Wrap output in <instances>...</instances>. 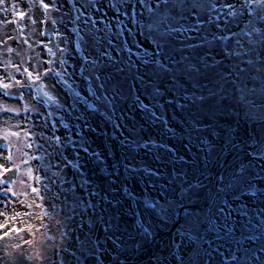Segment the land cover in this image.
<instances>
[{"label":"rangeland","instance_id":"374dc122","mask_svg":"<svg viewBox=\"0 0 264 264\" xmlns=\"http://www.w3.org/2000/svg\"><path fill=\"white\" fill-rule=\"evenodd\" d=\"M56 3L63 5L59 11L55 8L46 11L41 0H6L0 6L9 8L7 12L0 11V81L11 85L8 89L0 88V93H9L0 97V264H44L35 257L53 244L68 253V260L61 256L60 264H77L81 244L87 239L93 242L89 247H99L92 255L80 257L83 264H123L126 261H131L127 264H264V251H261L264 243V179L256 178L259 169H252L254 188L225 187L241 160L247 163L243 156L245 149L251 152L252 140L264 132L260 124L264 110L260 109L259 103L250 112L248 104L239 92H233L232 87L228 88L226 98L217 101L222 103L223 111L215 112L213 108L215 115L200 104L189 103L182 110L173 102L171 106L156 109L158 114L165 113L168 126L175 132V135L166 134L159 124L146 122L145 114L135 106L136 97L148 102L151 95L145 88L160 86L164 92L160 104L175 100L183 103L182 96H190L192 92L177 89L181 86L187 89L189 84L179 80L174 88L171 74L155 75L154 66H139V61L138 67L129 69L125 67L127 53H123V71L109 66L102 74V79L109 80V95L116 97L113 101L115 110L106 108L103 101L92 95L95 84L90 85L81 75L84 57L91 59L99 50L88 29L74 19L77 15L74 6L79 8L82 0H56ZM241 4L244 7L239 17L230 18L239 23H233L231 27L237 32L240 28L247 32L245 25L252 19L257 28L264 29V21L257 19V13L264 15V7L254 0H239L237 7ZM12 5L16 7L12 8ZM18 12L25 14L23 18L17 15ZM87 15L97 18L94 12ZM254 39L255 34L250 35L246 42ZM130 46L134 61L137 48L149 52L154 48L151 39H146L143 34L134 36ZM49 48L55 55L48 51ZM60 48L65 51L61 53ZM205 51L207 49H201V54ZM110 54L117 55L115 51ZM212 58L221 61L223 69H231L236 74L234 63L238 61L225 58L222 51L215 48L209 59ZM249 58L252 57H243L245 61ZM59 59L66 63L59 64ZM239 67L244 70L249 65L241 63ZM47 68L55 72L67 68L70 73L75 69V73L70 79L65 76L61 80L53 72L33 83L24 71L28 69L35 74ZM251 74L256 75L255 72ZM141 76L145 81L143 84L139 80ZM17 80L21 81L20 85L16 84ZM244 83L248 89L257 92L256 96L249 94V101L264 99L261 79L251 83L244 79ZM44 92L53 96V102L47 100ZM76 92L87 97V104L81 100L73 111L69 105L75 102ZM192 117L203 122L202 128L206 126L207 131L216 133L202 138L210 142L209 146L205 147L189 128ZM85 123L87 127H83ZM64 124L70 128L81 126L75 128L80 135L73 136L78 141L76 150L80 151L81 169H73L71 164L65 168L61 163L76 159L71 146L60 147L53 138L54 134L63 141L69 134ZM115 124L120 128L116 129ZM229 129L238 133L231 138L238 145L235 149L229 146L227 131L221 134L222 130ZM125 137L151 138L172 151L171 154L165 148L151 152L128 151L120 144ZM4 138L6 141L3 142ZM80 141L89 151L107 154L105 162L98 164L89 158L80 149ZM9 155L10 160L6 159ZM129 162L133 167L157 171L158 175L151 179L146 175H125L124 165ZM113 164L118 171L109 166ZM4 168L18 169L17 177L10 185L2 178L7 173L3 172ZM81 171L83 175L78 174ZM260 176L264 177V173ZM35 177H39V182ZM85 179L90 180L86 189L80 187ZM65 180L68 183H64ZM73 183L75 188L71 187ZM33 187L36 192L32 191ZM125 187L134 191L141 205L145 200L154 202L167 214L160 212L159 207L146 210L138 206L125 196ZM89 191L98 195L89 196ZM114 196L119 205L110 207L108 201ZM74 200L83 201L77 207L87 208L83 214L77 209L72 212L69 206H73ZM89 202L93 207L88 206ZM101 217L112 221L108 231H105ZM141 224L151 235H145ZM167 233V237L156 243L154 251L148 248ZM118 239L124 241L119 247L114 243ZM233 255L238 257L236 261H233Z\"/></svg>","mask_w":264,"mask_h":264},{"label":"snow or ice","instance_id":"6c2138e0","mask_svg":"<svg viewBox=\"0 0 264 264\" xmlns=\"http://www.w3.org/2000/svg\"><path fill=\"white\" fill-rule=\"evenodd\" d=\"M6 0H0V6L4 5ZM255 3L264 7V0H254ZM239 0H82L79 8L74 6V10L77 15L74 19L77 22H81L82 25L88 29L91 33V39L95 41L96 47L99 49L96 54L89 59V57H84V63L81 65L83 69L81 75L84 80H86L90 85L95 84V88L92 91V95L96 100L103 101L106 108H111L115 110V104L113 101L116 99L114 95H109L108 89V79H102V74L111 68H115L117 71H123L121 65H124L125 58H121L123 53H127V64L125 67L131 69L138 67L137 61H139V66H147L153 68V73L159 75L161 72L164 74H171L173 87H177V81L184 80L189 84V88L184 89L183 86L178 88V91L188 92L191 91L192 95H183V103L179 100L167 101L165 104H160L159 101L164 99V92L161 91L160 86L145 88V91L149 92L151 95V100L144 102L139 96L136 97L135 106L138 107L144 114L145 120L150 121L152 124H159L163 127L167 133L175 132L172 128L168 126V120L165 119V113L163 111L157 113V108H164L171 106L173 102L179 109H186L189 103L195 105L200 104L205 108H208L209 112L215 115V112L223 111L222 103H217V101H222L226 98V93L229 87H232L233 92H239L241 99L244 100L249 107V111L257 108L259 103L260 109L264 110V99L257 102L256 100H248L249 94L256 96L257 92L255 89H248L247 85L244 83V79L248 82H253L256 79H261L264 82V29L257 28L256 22L252 19H248V24L245 27L248 29L247 32L244 28H240L239 32L234 30L231 25L233 23H239L238 20L230 19L237 18L240 15L241 9L244 7L243 4L237 7ZM42 7L48 11L55 8L57 11L60 10L63 5L56 3V0H49L48 3H44L41 0ZM12 5V8H15ZM81 9H83L81 11ZM0 11L7 12L9 8L0 7ZM90 12H94L96 19L93 16L87 15ZM17 15L21 18L25 15L22 12H18ZM83 18V19H82ZM257 19L259 21H264V15L257 13ZM15 23V21H12ZM98 25H102L98 27ZM97 33H102L97 36ZM231 33V35H228ZM143 34L146 39H151L154 48L151 52L147 49L141 50L137 48V59L134 61L131 59L133 55L132 46H130V41L134 36ZM255 34V39L246 42V37ZM11 39V37H9ZM51 41H49L50 43ZM66 42V41H62ZM118 42V43H117ZM27 43V41H25ZM105 45L107 47H105ZM221 45H223L221 49ZM47 47V45H45ZM218 49L222 51L225 58H231L234 62V67L236 68V74H234L231 69H223V63L212 57L213 49ZM201 49H207L203 54H201ZM12 51V49H9ZM48 51L52 53V49L49 48ZM59 51L63 53L65 49L60 48ZM111 51H115L117 55H111ZM55 55V53H52ZM252 57L246 61L243 57ZM50 61H46L49 63ZM58 63L64 65L65 60L59 59ZM246 63L249 65L248 68L241 70L239 64ZM257 63L259 67H257ZM223 69V70H221ZM27 73L28 79L33 83H37L42 80L43 77H47L49 73L55 72L52 68H47L42 73H33L28 69H24ZM255 72L256 75L251 73ZM73 72H69L67 68H64L62 72H55V75L61 80L65 76L71 78L74 75ZM100 73V75H94ZM135 79V77H134ZM151 77H149V80ZM140 83H145L143 76L139 78ZM204 81H207L205 83ZM239 81V84H237ZM68 83V81H64ZM17 85L21 84V81H16ZM55 85H53L54 87ZM11 85L8 83H3L0 81V88L8 89ZM41 90H43L44 85H40ZM199 92V95L196 93ZM264 92V89H262ZM7 91L0 93V97L8 96ZM47 97L49 102H53L54 98L47 92L43 93ZM169 95H172L169 92ZM75 102L69 105L71 110H75L76 103L81 100L83 103L87 104V97H81L79 92L75 93ZM91 107V105H89ZM215 108V112H213ZM5 111H11L12 109H4ZM77 119H81L77 117ZM207 119V117H205ZM111 120V116H109ZM62 122V121H60ZM203 122L197 120L196 117H192L191 123H189V128L192 132L197 134V139L207 147L209 146V141L202 139L205 136L215 135L214 131L209 132L205 128L201 127ZM261 127L264 128V117L260 120ZM63 127L68 129V135H66L61 141V137L55 136L53 138L60 145V147L68 148L71 146L72 152H74L76 159L61 161L65 168L69 164L72 165L73 169H81L83 165L80 164L79 157L80 151H77L78 141L73 139V136H79L80 133L75 131V128L81 127L76 125L69 127L68 124H64ZM87 127V124L83 125ZM115 128L119 129L120 125L115 124ZM95 131V129H93ZM227 131L230 138V147L235 149L238 147L235 140L231 139L233 136H237L238 133L234 129L222 130L221 134ZM255 131V129H254ZM18 135V134H15ZM251 140L252 138L249 137ZM214 143V142H212ZM247 143V142H246ZM80 149L88 155L89 158H93L98 164L105 162V155L95 150L89 151L87 147L84 146L83 141L79 142ZM120 144L126 147L128 151H144L151 152L154 149L165 148L166 145L157 144L156 141L151 138L147 139H129L125 137L120 140ZM252 151L248 152L245 149L243 156L247 160L244 163L241 160L238 168H234L229 183L225 185L228 189H252L254 184L252 183L253 168H258L256 172V178L264 179L260 174L264 173V132L257 134V138L252 140ZM31 147V145H28ZM171 154V149H167ZM11 155L6 157V159H11ZM180 159H183L182 157ZM110 167L117 168L115 164L109 165ZM12 171L11 169L4 168L3 172ZM104 171V169H101ZM118 171V168H117ZM31 175V172L28 173ZM79 175H83V172H79ZM124 174L129 176L135 175H146L151 179L158 175L157 171L150 168H138L133 167L131 163H126L124 165ZM2 175V173H0ZM108 175H111L109 173ZM37 182H39V177H35ZM103 179V177L101 178ZM223 179V178H221ZM64 183H68L67 180ZM114 183V182H113ZM90 184V180L85 179L81 182V188H87ZM71 187L75 188V183L71 184ZM6 192H10L11 189H5ZM33 192H36L35 187L32 188ZM106 191V189H105ZM115 191V189H114ZM125 196L129 200L135 202L138 206L147 209H155L159 207L160 212L167 214L166 210L162 206L157 204L149 203L147 200L140 204L133 190L125 187L123 189ZM16 195L15 192L12 193ZM89 196L98 195L95 191H89ZM106 199V197H105ZM83 201H73L72 212L75 213L77 207ZM110 207H115L119 205V200L114 196L112 200L108 201ZM89 207H93L89 202ZM46 215V214H45ZM103 220V217H101ZM106 225L105 231H108L112 227V221L103 220ZM139 222V221H138ZM143 232L145 235H151L148 228L143 227ZM7 235V233H5ZM255 238V237H253ZM111 239V236L108 237ZM30 243V241H29ZM93 242L87 239L86 243L81 244L80 257H87L97 252V247H89ZM115 246L119 247L124 243L122 240H117L114 242ZM19 247V246H17ZM261 251H264V243L261 244ZM63 256L65 261L68 260V253L63 247L57 245H50L45 248L44 252L38 253L35 259L44 261V264H60V258ZM77 257V264H83V261ZM33 257H29L32 259ZM182 259V258H181ZM233 261L238 259L237 256H232ZM119 264V262H118Z\"/></svg>","mask_w":264,"mask_h":264},{"label":"water","instance_id":"95a60500","mask_svg":"<svg viewBox=\"0 0 264 264\" xmlns=\"http://www.w3.org/2000/svg\"><path fill=\"white\" fill-rule=\"evenodd\" d=\"M4 141H6L5 138L3 139V142ZM17 170L18 169H15L13 171H9L5 175L2 176L3 180L5 181V183H7L9 185L12 184L13 180L17 177ZM171 231H169L168 233H170ZM168 233L165 234V235H163L161 238H159L157 241H155L154 244H151L148 248H152V250L154 251L155 250L156 243L161 242L165 237H167L166 235H168ZM127 263H131V261L123 262V264H127Z\"/></svg>","mask_w":264,"mask_h":264},{"label":"trees","instance_id":"16d2710c","mask_svg":"<svg viewBox=\"0 0 264 264\" xmlns=\"http://www.w3.org/2000/svg\"><path fill=\"white\" fill-rule=\"evenodd\" d=\"M77 210H80V211H81V213L83 214V213H84V211H85V210H87V208H86V209H84V210H82V209H78V208H77ZM76 217H77V216H76ZM82 218H83V216H82Z\"/></svg>","mask_w":264,"mask_h":264},{"label":"flooded vegetation","instance_id":"af4514ba","mask_svg":"<svg viewBox=\"0 0 264 264\" xmlns=\"http://www.w3.org/2000/svg\"><path fill=\"white\" fill-rule=\"evenodd\" d=\"M212 197H213V193H212Z\"/></svg>","mask_w":264,"mask_h":264}]
</instances>
